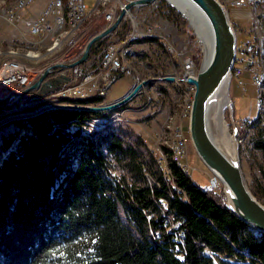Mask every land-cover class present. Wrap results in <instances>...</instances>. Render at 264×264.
Instances as JSON below:
<instances>
[{
    "label": "trees",
    "instance_id": "obj_1",
    "mask_svg": "<svg viewBox=\"0 0 264 264\" xmlns=\"http://www.w3.org/2000/svg\"><path fill=\"white\" fill-rule=\"evenodd\" d=\"M169 12L177 26L187 27L170 6ZM106 37L92 44L89 57L111 43ZM124 38L120 33L117 42ZM68 80L58 76L27 96L43 98ZM102 100L64 102L98 105ZM106 114L57 108L12 120L14 133L26 135L14 143L15 134H9L0 145V264H264V233L255 235L235 216L222 191L202 190L189 172L168 161L167 174L152 153L146 159L102 134L108 126L89 134L80 130L84 121ZM250 127V142L264 159V127ZM163 151L170 157L169 149ZM108 153L127 159L131 180L111 175ZM261 170L264 180V165ZM144 173L156 183L149 184ZM257 189L264 198V185Z\"/></svg>",
    "mask_w": 264,
    "mask_h": 264
},
{
    "label": "rangeland",
    "instance_id": "obj_2",
    "mask_svg": "<svg viewBox=\"0 0 264 264\" xmlns=\"http://www.w3.org/2000/svg\"><path fill=\"white\" fill-rule=\"evenodd\" d=\"M17 1L18 0H0V72L3 61L7 59H16L17 62H23L29 70L27 76L29 78L28 86H30L48 70L47 76L38 87L39 89L44 85L50 84L51 79L53 80L58 76H71L75 66L85 65L84 67H86V64H89L88 62L100 52L99 48H97L95 54L91 57L88 56L83 63L75 65L74 67H62V65L70 64L78 60L90 38L111 25L106 27L104 21L97 18V16L103 15L102 11H100L101 8L97 14L90 15L80 26L79 40L77 42L75 41L73 45H69V49H67V46L64 44L59 49L48 52L47 50L50 47L52 39L58 37V34L54 32L50 35H45L46 37L44 38L47 39L44 40L42 37L31 35L30 26L31 23L41 15L50 0H30L26 7L19 5L18 18L14 20V18H11L7 13L9 11L11 13L12 10L14 11V6L16 8L18 5ZM40 1L43 3V6L37 13L35 5ZM85 3L91 8L95 0H85ZM221 4L225 7L224 9L228 15V20L235 33L237 45L245 43L246 40L251 41L253 38L257 37L262 38L264 42V5L257 6L256 12L254 13L246 8H231L227 7L223 2H221ZM169 6L171 7L166 0H155L149 4L131 7L129 16L125 20L122 17V21H120L116 30L109 33L107 37L105 36L108 42L117 43L120 33H123L124 37L129 36L133 30L142 33L140 38L128 41L127 46H129V51L123 52L124 60L129 59V66H126V68L129 69L128 73L116 79L111 86L107 88V82L111 77L109 73L113 74V69H103L102 67L100 70L99 65L94 64V66L97 67L95 72L99 71L101 73L99 74V72H97L96 75H93L91 80L84 82L80 87L81 93H72V96H62L63 94H58L62 88L69 87L70 83L68 81H66L68 84L64 82L59 90L51 89L43 98L39 97L34 99L31 96H27L29 92L24 96V100L17 105V109H12L14 113L10 112L8 115H5L3 110H1L0 121L6 119L9 115L20 114L19 112L27 106L41 104L42 100H46L45 105L42 104V107H44L54 104H69L64 102V100L85 99L88 97H96L99 94L98 96L103 98L100 104L85 106H106L122 100L133 91L135 86L144 82L134 95L122 105L116 108L103 110L106 111L107 114L100 118H106L108 124L97 131L103 130L108 126L102 134H106L109 139L122 141L125 146H131L134 150H137L138 153L141 152L146 159L148 154L152 153L157 160H160V157L163 160V158H165L163 156L166 155L168 161L169 155L163 151V147L167 148V150L170 149V147H175L176 129H179V125L182 126L184 130L187 128V121L184 117L188 120L187 114L185 115V110H187V105H191L193 86L187 82L184 83V80L185 78L187 80L188 77H195L204 60L202 45L197 41L194 32L188 26V22L186 21V28L177 26L169 12ZM102 8L104 9V7ZM232 9L236 10L232 11ZM254 20L258 22L254 23ZM123 25H125V27H123ZM189 32L194 38H190ZM149 37L155 38V40L146 41L144 39ZM130 38L131 37H127L128 40ZM70 41H72V39ZM70 41H68V44ZM169 44L174 49L173 53L170 52ZM261 52L263 60L256 73L259 76L258 79L262 81V85L260 87L258 85H252L249 72H244L242 74V79L245 81L243 90L238 87L235 79H232L229 84L228 95L232 103V111L230 108H225L224 117L231 134L233 133V128H239L238 125L240 121L246 119L250 122L249 126L258 124L264 127V96L261 97V93L264 95V49H261ZM76 54L77 57L73 59ZM69 59L71 61H69ZM93 60H95V58ZM189 60L194 63L192 64V74L190 76L185 74ZM197 61L198 64L195 63ZM75 77L76 80L72 83L73 85L79 86L83 79L77 75ZM106 77L108 80L105 81L102 79ZM169 78L172 79L168 80ZM18 85L20 86V84ZM22 90L23 89L18 91V86H16V84L8 86H2L0 84V100L8 99L7 105H11ZM101 90H103V95L100 94ZM17 91L19 93H17ZM82 93L86 95L82 96ZM32 112L34 111L27 113ZM231 112H233L232 114L236 121H234V125L232 126L230 125ZM121 114H125V116H123L127 119H121V116H116ZM100 118L84 121L80 124V130L83 131L81 127L85 126L84 123H93ZM257 119L259 121H256ZM11 122L12 120L6 124L0 125V145H2L1 142L4 140L5 136L9 134L12 136L15 134L14 132L16 130H14V126ZM240 129H238V135L236 134L238 159L245 183L254 195V192L256 193L258 190L257 186L259 184L264 185V180L261 175L264 159L261 153L256 150L250 142V138L254 136L253 129H247V127ZM93 131L95 130L91 129L90 133ZM23 132L24 131H20V133L15 134L14 143L15 139L26 135ZM100 136L102 137L103 135ZM101 145L102 148H104L105 144L101 143ZM3 148V146L0 148L1 152ZM187 148L189 178L194 184L200 186L202 190H208L210 172L198 158L189 141L187 143ZM6 153L7 152L1 153V157L5 156ZM107 156L111 164V175L116 177L125 176L131 180L130 174L127 172V167L125 166L127 159L118 156L116 159L114 158L115 155L112 153H108ZM168 162L174 163L173 160ZM166 163L163 164L165 168L168 169ZM144 175L149 184L156 183L149 174L144 173ZM220 187L223 193V185L220 184ZM256 195L257 196H254L264 205V198L257 193ZM121 214L123 213L120 211V216H122Z\"/></svg>",
    "mask_w": 264,
    "mask_h": 264
},
{
    "label": "water",
    "instance_id": "obj_3",
    "mask_svg": "<svg viewBox=\"0 0 264 264\" xmlns=\"http://www.w3.org/2000/svg\"><path fill=\"white\" fill-rule=\"evenodd\" d=\"M155 0H135L126 5V9H130L136 5L149 4ZM190 6L199 13L205 21L207 30L210 33L212 51L210 59L204 65L201 64L195 77H188L186 82L193 86L191 108L188 115V135L192 147L194 148L198 158L222 182L224 194L228 195L229 201L226 206L240 220L244 221L254 231L255 235L264 233V205L252 194L247 187L238 159V150L234 158L225 155L212 141L206 129V110L208 105L214 100V95L219 90L221 84L230 79L231 66L234 61L235 54V33L228 20V15L223 5L218 0H187ZM187 22L190 23L188 17L178 8L169 3ZM124 11L122 10L113 24L98 34L92 36L85 45L81 57L70 63L62 65V67H74L83 63L89 56V50L92 44L113 32L120 23ZM205 57V54H204ZM46 70L39 79L24 88L11 105L0 104V110L4 114L17 109V105L24 100V96L33 90H37L42 80L47 76ZM169 78L168 80H171ZM144 82H142L143 84ZM142 84L134 87L133 91L122 100L116 101L106 106H85L74 104H54L44 106L32 113H20L7 116L0 122H4L28 118L42 113L49 109H76L89 111H103L116 108L129 100ZM232 116L230 117L231 126L233 125ZM233 137H236L237 129L233 128Z\"/></svg>",
    "mask_w": 264,
    "mask_h": 264
},
{
    "label": "built area",
    "instance_id": "obj_4",
    "mask_svg": "<svg viewBox=\"0 0 264 264\" xmlns=\"http://www.w3.org/2000/svg\"><path fill=\"white\" fill-rule=\"evenodd\" d=\"M133 0H95L94 5L89 8V6L85 3V0H72L71 3H68L69 9L72 10V31L69 34H72V41L69 42L67 49H69V45H73V43L79 40V28L80 26L87 20V14L92 13V8L95 6H103L104 7V14L102 16H97L98 19H102L107 26L113 23L116 16L120 11H124L123 19L125 20L129 16L130 9H126V5L128 3H131ZM30 0H18V5L14 6V11L10 13V11L7 13L11 18L17 19L18 17V6H24L26 7ZM220 2H227V7L231 8H246L249 11L256 12V7L264 5V0H220ZM60 0H50L47 4L46 8L43 10L41 15L34 20L31 23L30 26V33L33 36H39L42 37L44 40H46L44 37L45 35H50L54 33L55 31H58L59 25L63 23V16L60 15ZM19 6V7H20ZM253 13V16H254ZM256 20V19H255ZM254 23H257L258 21H255ZM122 21V20H121ZM118 26V25H117ZM116 30V29H115ZM142 34L139 31H132L131 34L127 37H133L135 35ZM127 37L121 41H118L117 43H109L107 45H104L99 48V53L94 56L88 62L89 64L75 66L73 73L71 76H69L68 82L70 83L69 87L62 88L58 94H76L81 93L80 87L83 85L84 82L89 81L93 78V75H96L97 67L94 66V64H98L99 68L103 67V69L112 68L114 71L113 74L109 73L111 77L109 80L106 78H102L103 80H108L107 82V88L115 82L116 79L123 76L125 73H128L129 69L126 68V66H129V59L128 60H121V53L122 52H128L129 46H127ZM170 48V52L173 53L174 49L168 45ZM257 49H264V42L262 38H253L251 41L246 40L245 43H241L240 45L236 46V64L234 65L233 71H232V79L236 80V84L238 87L243 88L245 85V81L242 79V74L245 72H249L251 75L250 82L256 85V77L257 71L259 70V66L261 65L262 60H257ZM77 57V54L74 56L73 59ZM72 59V60H73ZM69 61H71L69 59ZM192 63L190 60L188 61V64L186 66L185 74L190 76L192 74ZM75 73V74H74ZM101 72H99L100 74ZM190 73V74H189ZM29 70L26 67V65L23 62H17L16 59H7L3 61L1 72H0V84L2 86H8L12 84H16L18 86V91L21 89L26 88L29 85L28 82V75ZM79 76L83 79L82 83L80 85H73V81L76 80L75 76ZM78 79V78H77ZM66 82V84H68ZM20 84V86L18 85ZM252 84V85H253ZM106 88V89H107ZM17 91V93H19ZM84 95V93H82ZM100 94H103V90L100 91ZM264 96L261 93V97ZM260 97V99H261ZM256 107H257V101H256ZM190 109V105H187V110H185V115L188 113ZM260 109V108H258ZM125 114L116 115L121 116V119H127L124 116ZM249 121L246 119L244 121H240L237 129H242L244 127L251 128L249 126ZM240 129V130H241ZM187 143L188 139L186 136L185 131L183 130L182 126L179 125V132L176 134V144H175V151L176 155H179L180 160H185V162L188 161V151H187ZM160 160L162 161L161 157ZM166 173L169 174V170L166 169ZM210 174L209 179V189L212 188L215 190L221 189L219 178L215 175ZM221 191V190H220Z\"/></svg>",
    "mask_w": 264,
    "mask_h": 264
},
{
    "label": "bare ground",
    "instance_id": "obj_5",
    "mask_svg": "<svg viewBox=\"0 0 264 264\" xmlns=\"http://www.w3.org/2000/svg\"><path fill=\"white\" fill-rule=\"evenodd\" d=\"M72 0H60V15L63 16V23L59 25L58 31H55L58 34V37H55L52 39L50 43V47L48 48V52H53L55 49H59L61 46L65 44V46H68V41L72 39V34H69L72 31V10L69 9L68 3H71ZM168 3H171L173 6L181 10L187 17L188 21L190 23V28L194 32L197 41L202 45V49L204 51L205 57L203 64L205 65L208 62V59H210L211 51H212V43H211V37L210 33L207 30V26L205 25V21L203 18L199 15L197 11H195L187 0H166ZM220 1V0H219ZM221 3V2H220ZM227 6V2H223ZM103 6H95L92 8V13L87 14V18L90 15L97 14L101 8L100 11H102V14H104ZM224 7V6H223ZM225 8V7H224ZM142 34L135 35V37H131L128 41H131L133 39L140 38ZM65 42V43H64ZM237 46L236 38H235V47ZM59 52V51H58ZM236 52V50H235ZM34 53V52H33ZM125 53V52H124ZM124 53H121V60H124ZM29 55V54H28ZM261 49H257V60H263ZM236 55L234 54V61L231 66L230 71V79L225 80L221 86L219 87V90L214 95V100L208 105V109L206 110V129L211 137L212 141L216 144V146L228 157L234 158L237 154V138L233 137L231 134L227 122L224 117V110L225 108H230L232 111V103L230 101L229 97V84L232 81V71L234 68V65L236 64ZM262 73V72H261ZM190 74V73H189ZM184 75V74H183ZM264 76V75H263ZM186 77V76H185ZM259 76L256 77V85L259 87L262 85V81L258 79ZM262 78V77H261ZM183 82V81H180ZM184 83H186V78L184 80ZM253 84V83H252ZM254 85V84H253ZM245 87V85H244ZM243 90V88H241ZM259 93V92H258ZM66 94H63L62 96H65ZM99 95V94H98ZM97 95V96H98ZM103 95V94H101ZM67 96V95H66ZM258 98V97H257ZM192 102V98H191ZM191 108V105H190ZM190 110V109H189ZM232 121L234 125V116L232 114ZM6 115V114H5ZM189 115V111L187 113V117ZM184 119H187L184 117ZM5 120V119H3ZM1 120V121H3ZM0 121V122H1ZM4 122L2 124L8 123ZM236 122V121H235ZM108 124V120L106 118L99 119L92 122L87 123L84 127H82V130L85 134H89V131L91 129H101L104 127V125ZM231 125V124H230ZM186 129L184 130L187 136L188 141L190 142L189 135H188V120ZM183 128V127H182ZM237 129V128H236ZM179 129H176V134H178ZM237 135L239 133V130L237 129ZM163 147V146H162ZM169 151H171V156L169 157L168 161L173 160L176 167L181 169L186 174L189 172L188 162H185V160H180L179 155H176L175 147H170ZM163 163L165 164L167 161L166 155L163 156ZM210 172V171H209ZM210 174H212L210 172ZM214 175V174H213ZM212 175V176H213ZM211 191L217 192V190L210 188ZM224 195L225 201H229L228 195Z\"/></svg>",
    "mask_w": 264,
    "mask_h": 264
},
{
    "label": "crops",
    "instance_id": "obj_6",
    "mask_svg": "<svg viewBox=\"0 0 264 264\" xmlns=\"http://www.w3.org/2000/svg\"><path fill=\"white\" fill-rule=\"evenodd\" d=\"M43 6V3L40 1V2H38L36 5H35V10L37 11V13H38V11H40L39 9L41 8ZM234 10H236V9H232V11H234ZM36 13V14H37ZM35 14V15H36Z\"/></svg>",
    "mask_w": 264,
    "mask_h": 264
}]
</instances>
